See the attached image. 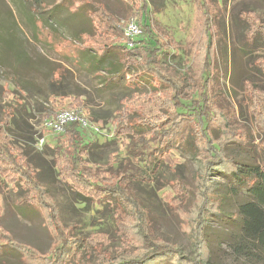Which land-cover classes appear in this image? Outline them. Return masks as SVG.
<instances>
[{
	"label": "rangeland",
	"instance_id": "1",
	"mask_svg": "<svg viewBox=\"0 0 264 264\" xmlns=\"http://www.w3.org/2000/svg\"><path fill=\"white\" fill-rule=\"evenodd\" d=\"M99 1L121 20L122 29L127 19L136 17L139 7L136 3L141 0H133L135 9L129 0ZM147 1L148 16L168 31L166 37L175 41L169 45L170 53L163 58L162 66L174 75H186L193 60L187 42L193 38L198 26L195 0ZM30 4L34 3L31 0H0V123L8 118L7 136L24 147L28 160L37 169L38 179L57 202L61 223L74 235L84 238L80 250L85 253L86 261L96 264L103 261L101 255L104 254L136 253L139 250L136 243L125 245L124 240L128 241L132 235L129 232L121 234L116 220L119 213L111 201H100L93 192L94 186L87 192L65 179V172L56 163L57 156L66 159L57 149L65 135L46 130L45 144L39 146L37 127L58 110L77 106L96 125L107 130L112 126L114 130L120 118L127 122L142 113L143 118L151 119L172 105L164 98L153 96L147 76L142 75L140 86L134 84L133 75L139 73V66H129L126 77L115 85L101 84L103 79L85 68L82 58L78 61L80 64L76 62V56L87 47L83 43L95 45V39L87 33L76 35L63 29L58 19L45 21L48 13L70 16L67 9L59 8L58 11L54 5L38 7ZM220 4L215 19L218 37L214 50L216 75L226 102L236 107L240 121L247 124L254 140L252 146L234 150L242 159L262 162L264 134H259L256 129L246 83L250 82L256 92H264V32L253 43H248L245 36L249 29L248 18L264 22V0H220ZM111 40L122 43V31L120 35L113 33ZM132 55L134 59H140L135 51ZM74 62L81 67L77 68ZM87 131H91L92 141L87 154L83 155L82 165L92 174L91 180L110 181V170L129 160L143 169L142 177L151 179L137 178L134 174L131 184L133 196L147 211L151 230L157 237L180 245L183 254L191 257V235L182 230L181 219L172 206L180 204L183 209H188L191 204L194 196L190 186H194L203 173L199 158L190 150L173 149L170 157L174 161L162 163L153 173L147 167L148 160L134 158L127 152L128 134H121L118 139L108 132ZM30 135L33 136L28 138ZM131 169L133 173L137 172L135 167L131 166ZM212 179L226 181L217 174ZM176 182L187 184L185 195H175L173 183ZM26 196V192L0 178V223L16 240L48 253L55 243L54 234L36 204L30 200L22 202ZM237 207L236 202H231L227 211H236ZM229 220L213 217L207 229L219 255L218 264L234 262L230 256L227 258V239L230 232L236 230V222ZM0 264L22 262L18 253L7 250L0 256Z\"/></svg>",
	"mask_w": 264,
	"mask_h": 264
},
{
	"label": "trees",
	"instance_id": "2",
	"mask_svg": "<svg viewBox=\"0 0 264 264\" xmlns=\"http://www.w3.org/2000/svg\"><path fill=\"white\" fill-rule=\"evenodd\" d=\"M31 1L34 4L30 5L38 7L54 5L58 11L59 8L67 9L70 16L48 13L45 21L58 19L63 29L76 35L87 33L95 39V45L83 43L87 47L76 56V62L82 58L85 68L103 79L101 84L115 85L126 77L129 66H139V73L133 75L134 84L140 86L142 75L147 76L146 82L152 88L153 96L164 98L172 105L151 119L137 113V118L131 117L127 122L124 118L116 121L114 135L118 139L121 134L129 135L126 144L129 154L148 160L147 167L153 173L162 163L174 161L170 157L173 149L194 152L203 166L202 175L195 180L194 186H190L194 198L188 209H183L180 204L172 206L181 219L182 230L191 235L193 252L189 257L177 243L156 236L151 230L147 211L133 196L131 176L151 177H142L143 169L129 160L110 170V181H92V174L82 165L83 155L87 154L92 141L91 131L84 129L78 121L68 123L62 133L65 139L57 148L66 159L56 158V163L65 172V179L87 192L94 186L93 192L100 201L110 200L119 213L116 220L121 234L129 232L132 235L128 241L124 240L125 245L137 244L139 248L133 254L120 251L116 256L101 255L103 261L96 264H218L219 255L207 231L213 217L224 220L227 217L236 222V230L230 232L227 239V258L233 259L232 264L264 263V157L262 162H252L242 159L234 150L252 146L254 140L247 124L240 121L236 107L226 102L216 75L214 50L218 37L215 19L221 8L220 0H195L198 26L193 38L187 42L193 60L186 75L180 76L162 66L163 58L170 53L169 45L175 41L166 37L168 31L148 16L147 0L136 3L139 7L134 18L143 33L134 46L111 40L113 33H123V27L121 29V20L102 1ZM247 23L249 29L245 39L253 43L264 32V22L248 18ZM133 51L139 60L134 59ZM79 64L74 62L77 68L81 67ZM246 84L250 89L247 94L252 99L256 129L259 134H264V92L254 91L250 82ZM8 123V118L0 123V178L27 193L22 202L30 200L36 204L54 234L55 243L48 253L43 252L16 240L0 223V256L7 250H14L22 264H92L85 260V253L80 250L84 238L74 235L61 223L57 202L38 179L37 169L28 160L24 147L7 136ZM131 166L137 169L136 173ZM214 174L226 181L213 180ZM186 185L184 182L173 183L175 195L184 194L188 190ZM231 202H236L238 207L236 211L228 212Z\"/></svg>",
	"mask_w": 264,
	"mask_h": 264
},
{
	"label": "built area",
	"instance_id": "3",
	"mask_svg": "<svg viewBox=\"0 0 264 264\" xmlns=\"http://www.w3.org/2000/svg\"><path fill=\"white\" fill-rule=\"evenodd\" d=\"M143 33V29L138 24L135 18H129L125 21L123 25V40L129 46H134L137 43V39ZM80 107H70V108H62L51 115V117L45 118L37 127V133L39 134L37 142L39 146L45 144V131L51 130L55 132L57 135L62 134L65 131V126L68 123L78 121L81 126L86 129H92L94 132L105 133L108 132V135H113L114 130L112 126L107 129H104L102 126L96 125V123L87 117L81 110Z\"/></svg>",
	"mask_w": 264,
	"mask_h": 264
}]
</instances>
